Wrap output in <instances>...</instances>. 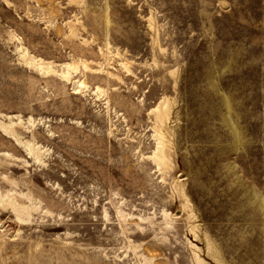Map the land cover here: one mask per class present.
<instances>
[{
	"label": "rangeland",
	"instance_id": "374dc122",
	"mask_svg": "<svg viewBox=\"0 0 264 264\" xmlns=\"http://www.w3.org/2000/svg\"><path fill=\"white\" fill-rule=\"evenodd\" d=\"M197 259L264 264V0H0V264Z\"/></svg>",
	"mask_w": 264,
	"mask_h": 264
},
{
	"label": "bare ground",
	"instance_id": "6f19581e",
	"mask_svg": "<svg viewBox=\"0 0 264 264\" xmlns=\"http://www.w3.org/2000/svg\"><path fill=\"white\" fill-rule=\"evenodd\" d=\"M69 73V72H68ZM69 76V75H68ZM80 86H81V84H77V86L74 88V90H76V91H79V89H80ZM160 109V108H159ZM164 109V108H163ZM159 111V110H158ZM166 115V114H165ZM162 134V133H161ZM162 136V135H161ZM160 159H162V158H160ZM159 160V159H158ZM192 225V224H191ZM199 257V256H198ZM198 260V264H202L201 263V261H200V259H197Z\"/></svg>",
	"mask_w": 264,
	"mask_h": 264
},
{
	"label": "water",
	"instance_id": "95a60500",
	"mask_svg": "<svg viewBox=\"0 0 264 264\" xmlns=\"http://www.w3.org/2000/svg\"><path fill=\"white\" fill-rule=\"evenodd\" d=\"M76 82L77 81H74L73 84H72V87L75 88L76 87Z\"/></svg>",
	"mask_w": 264,
	"mask_h": 264
}]
</instances>
